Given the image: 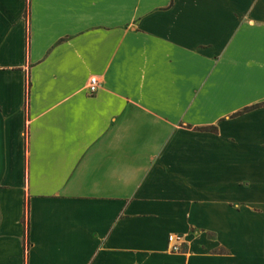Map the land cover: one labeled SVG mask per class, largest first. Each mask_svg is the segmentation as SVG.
I'll return each instance as SVG.
<instances>
[{
	"label": "crops",
	"instance_id": "crops-1",
	"mask_svg": "<svg viewBox=\"0 0 264 264\" xmlns=\"http://www.w3.org/2000/svg\"><path fill=\"white\" fill-rule=\"evenodd\" d=\"M263 102L264 0H0V264H264Z\"/></svg>",
	"mask_w": 264,
	"mask_h": 264
},
{
	"label": "built area",
	"instance_id": "built-area-1",
	"mask_svg": "<svg viewBox=\"0 0 264 264\" xmlns=\"http://www.w3.org/2000/svg\"><path fill=\"white\" fill-rule=\"evenodd\" d=\"M99 88V81L96 76H91L87 84V92L94 94ZM168 248L171 252H179L184 244L183 236L180 234H170L167 238Z\"/></svg>",
	"mask_w": 264,
	"mask_h": 264
},
{
	"label": "trees",
	"instance_id": "trees-1",
	"mask_svg": "<svg viewBox=\"0 0 264 264\" xmlns=\"http://www.w3.org/2000/svg\"><path fill=\"white\" fill-rule=\"evenodd\" d=\"M28 88H29V83L27 85V91H28ZM261 106H264V102L263 103H259V104H255V105H253L251 107H247L243 111L237 112L234 115H238V114H240V113H242L244 111H247V110H250V109H254V108H258V107H261ZM199 129H202V130H215L213 127H201ZM27 212H28V209H27V211L25 210V215H24L26 236H27V232H28V226H27V221H26Z\"/></svg>",
	"mask_w": 264,
	"mask_h": 264
}]
</instances>
